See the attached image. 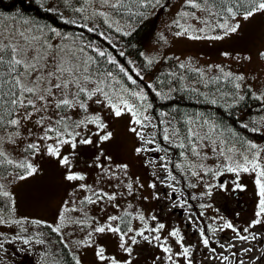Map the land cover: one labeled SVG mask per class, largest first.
Listing matches in <instances>:
<instances>
[{
    "label": "rangeland",
    "instance_id": "obj_1",
    "mask_svg": "<svg viewBox=\"0 0 264 264\" xmlns=\"http://www.w3.org/2000/svg\"><path fill=\"white\" fill-rule=\"evenodd\" d=\"M117 1L109 0L107 4H102L101 0H80L78 4L79 8L86 11L93 20L92 23L98 22L101 16L99 13L103 12L106 21L114 26L122 29L133 27L132 24L122 20L119 15L114 14V8L111 5L116 4ZM50 2L62 8L63 3L68 0H50ZM148 2L149 0H142L140 5H143L145 9ZM150 2L144 14L151 28L145 40L144 54L155 59L151 76L158 70L162 57L175 55L179 59H184L190 66L199 69L204 79L223 76L232 79L234 87L237 83L240 84L239 89L251 86L264 95V57L261 56V53H264V11L256 12L245 20L243 14L219 15L213 10L209 0L207 2L194 0L195 3L200 4L199 8L192 7L187 0H159V3L152 0ZM0 19L2 22L0 29L5 30V35L9 30L25 28H30L36 34H40L30 25L19 24L17 18L13 16L5 15ZM225 21L229 24H239V28L236 32L225 35L224 30L218 26ZM133 25L135 26L136 23ZM178 32L183 34L177 35ZM194 36L200 38L194 39L192 38ZM216 36L223 38H213ZM61 37L51 38V42L60 43ZM225 73H231L232 76H226ZM236 76H242L244 79L236 80ZM87 87L91 90L95 84L89 83ZM104 89L112 96L113 103H119L117 97H122V95L110 93V88L105 83ZM98 100L101 103H97ZM84 102L87 105V111L74 106L58 115V110L50 106L46 111L34 113L30 120H22L15 131L0 132V150L10 154L12 158L8 157V159L16 165L27 161L37 168L35 174L23 180L18 178L23 169H13L12 172L2 177L3 189L12 195L14 205H12L10 214L0 217L3 221L0 222V244L3 245L0 248V264H12L13 262L19 264L22 254L23 260L29 262L31 259L21 242L17 243L12 238V224L18 220L43 221L53 227L60 226L63 240L71 251L77 254L81 264H110V259L100 261L97 258L95 253L98 248L104 249L105 257L115 258L120 261V264L127 260H131L132 264H154L152 262L153 252L156 247L160 249L157 243L155 241L149 243L142 237L136 236L137 243L133 245L130 239L137 231L144 229L139 226L144 224L139 216L142 212H147L150 207L154 214L151 216L164 217L167 213H171L172 206L182 205L177 195L183 194L192 199L194 203H185L186 209H192L193 205H203L213 212L218 213V210L224 212L225 218L226 216L232 217L231 212H235L238 205H244L243 200L247 199V205L259 204L255 173L240 172L238 177L233 173L235 181L243 185L239 193L243 197L235 196L236 189H233L235 185L231 178L226 181L223 179L225 182L220 179L213 181L216 175L212 177L213 174L207 172V169L215 172L229 162L220 156L219 152L214 153L213 145L210 143L204 146L196 141L200 156L194 157L187 166L175 164V173L172 176L174 179L169 175L161 179L160 175L168 174L170 159H166V156L153 157V150L150 149V143H148L153 138L152 125L143 123L138 128L132 114L126 109H123L122 114L117 117L101 94L93 96L90 100L85 99ZM121 107L123 108L122 105ZM62 115L68 119V131L78 132L79 135L75 138V148L71 143L59 145L60 155L57 157L49 155L47 151L48 145L56 146L58 138L55 133H48L51 139L45 140L42 137L45 135L44 130L49 126L63 131V126L56 124V120ZM93 115H99L102 123L106 125L105 129L100 131L95 124L87 123L85 118ZM41 116L45 119L42 123H37ZM81 120H85L86 126L76 128L75 122ZM133 128L136 132L131 130ZM16 132L19 135H15ZM107 132L112 134L111 138L101 141L99 136ZM10 134L11 138H9ZM63 138L72 139L67 134ZM85 138H90L92 143L79 142ZM30 143L38 145V150L35 152L27 150ZM138 148L141 149L140 152L136 151ZM217 150L219 151V145H217ZM65 156L68 157L69 164L62 165L60 159ZM201 164L203 168L200 167ZM124 165L127 167H123ZM193 171L198 175L193 176ZM70 172L81 175L84 179L67 180L66 176ZM129 184L132 185L131 190L127 187ZM175 184H179L178 189L174 187ZM221 184L224 185V189L220 188ZM173 191L177 193V202L171 198ZM109 195L114 199L109 200ZM89 198L93 202H89ZM61 215L64 217L63 222L60 219ZM197 215L190 210L182 218L181 221L184 224H189L187 227L182 226L180 230L183 239L188 240L192 234L199 239L200 227L204 224L206 215L202 216L203 213L198 215L201 222L198 221ZM113 216L117 219L110 220L109 218ZM165 218L168 216L166 215ZM183 223L180 222V225ZM195 223L200 225L197 227ZM107 224L119 227L122 232L127 233L125 240L127 246L132 247L131 256L119 247V233L107 230L103 233L94 231L96 227ZM128 228L133 231L128 232ZM172 231L170 227L165 226L159 234L167 236ZM89 233H92L91 246H80L77 242L88 239ZM155 234L158 233L144 232V235L150 238ZM175 240L170 241L169 247L172 249L173 259L177 264H188V258L177 255L179 248ZM240 242L242 240L238 237L231 238L230 241H226L228 245L226 248L219 246L218 250L226 252L234 249L240 250ZM19 247L22 250L18 255L16 249ZM160 252L162 254L155 256L154 261H157V264H171L167 259L168 254ZM156 254L159 253L156 252ZM227 257L232 259L233 263L234 254L231 253ZM221 259L219 254L210 258L211 262ZM201 262L207 263V259Z\"/></svg>",
    "mask_w": 264,
    "mask_h": 264
},
{
    "label": "trees",
    "instance_id": "obj_2",
    "mask_svg": "<svg viewBox=\"0 0 264 264\" xmlns=\"http://www.w3.org/2000/svg\"><path fill=\"white\" fill-rule=\"evenodd\" d=\"M78 1L80 0H68L63 3L62 8H59L50 0H0V14H3L0 17L13 16L17 18L16 20L27 22V25L38 30L40 34L42 30L44 35L51 38L56 36L50 32V28H56L62 34L59 40L61 44L83 48L85 58L93 57L95 63L91 68L98 69L101 78L110 71L112 77L104 81L110 88V93L122 95L136 111L142 112L143 116L146 115L148 121L153 124L154 145L158 150L169 151L168 174L171 177L175 173V164L187 166L194 157L196 158L191 151V144L186 139L187 131L190 127L202 131L201 124L205 120L219 125L218 132H222L227 147L234 146L242 151L246 149L247 142L258 138L256 125L252 124L253 117L259 114L260 103L256 98L259 97L258 91L251 86L233 90L231 79L223 76L204 79L199 69L190 66L184 59H179L175 55L162 57L158 70L151 76L155 59L144 54L145 40L151 29L147 21L133 28H119L120 31H117L118 27L107 22L103 16H99L98 22L92 23L93 20L86 11H78L80 9ZM141 1L120 0L115 14L133 24L137 13L141 12L139 7ZM210 3L218 9V14L221 16L231 15L227 11L228 8H232L236 14H243L246 9L252 7L246 0H210ZM66 21H75V23H66ZM89 28L93 31L89 32ZM94 49L104 51L105 56L100 57ZM121 52L124 53L123 56L120 55ZM108 55L115 59V64L108 62ZM120 66L137 81L136 84H132L127 76L120 72ZM137 72L140 76H137ZM149 84L151 88L148 87ZM140 91L147 96L146 100L142 101L131 95L132 92ZM240 96L244 99L240 100ZM213 100L216 103H211ZM242 110L251 122L248 124L245 122L248 128L242 126L243 119L240 114ZM59 113L58 110V115ZM9 118L15 117L5 116V119ZM17 128L6 125L0 127V132H11ZM253 128L256 131H252ZM228 129L237 135L232 136ZM166 134L169 136L168 140L164 139ZM192 142L196 143L195 138ZM181 143L185 144L184 148L179 147ZM8 161L5 154L0 156V175H5L15 168L14 163L9 164ZM179 174L182 176L181 173ZM0 191L5 190L0 189ZM12 205L14 204L11 194L8 197L0 195V217L10 214ZM18 221L20 223H16L15 233L22 234L23 240L28 239L30 245L38 239L45 242L40 250L44 264H75L73 256L79 259L63 240L61 233L51 230L50 224L42 221L36 224L33 223L35 220ZM156 252V250L153 252L154 264H157V261H154Z\"/></svg>",
    "mask_w": 264,
    "mask_h": 264
},
{
    "label": "snow or ice",
    "instance_id": "obj_3",
    "mask_svg": "<svg viewBox=\"0 0 264 264\" xmlns=\"http://www.w3.org/2000/svg\"><path fill=\"white\" fill-rule=\"evenodd\" d=\"M109 0H101L102 4H107ZM159 3V0H156ZM187 2L194 8H199L200 4L195 3L194 0H187ZM207 2V0H205ZM248 4L252 7L245 10L243 13V18L247 20L254 13L259 11H264V0H246ZM51 7V6H50ZM111 7L116 8V4H112ZM78 11H82V9H78ZM227 11L235 16L236 13L233 12L232 8H228ZM3 15V14H0ZM99 15L103 16L104 13L101 12ZM27 23V22H25ZM66 23H75V21H66ZM221 29L224 30V34L234 33L239 28V24H229L227 21L218 25ZM87 27V25H84ZM89 32L93 31L92 28L88 29ZM117 31H120L117 28ZM187 31V30H185ZM50 32L56 36L61 37L62 34L56 28H50ZM183 33L178 32L177 35H181ZM124 35H129V33H124ZM0 127H4L6 125L10 126H19L22 120H30L34 113L46 111L50 106L55 109L63 112L65 109L72 108L74 106H78L81 109L87 111V105L84 102L85 99H91L93 96L97 94H101L104 97V100L107 101L108 105L113 109L114 114L118 117L122 114V110L126 109L130 112L134 118V123L140 125L142 123L141 117L143 120H148L147 116H143L142 112H138L134 109V106L130 104L123 97H117L119 103H113L112 96L109 95L107 91L104 89V81L108 77H112V73L109 71L103 75V78L100 77L98 69H92L91 65L95 63L92 56L83 55L84 49L78 47H72L66 44L56 43L53 44L51 42V37L46 36L42 33L36 34L30 28H25L23 30L12 29L7 32L5 35V30L0 29ZM194 39H199L200 37L194 36ZM215 39H222V36L213 37ZM100 57L105 56V52L99 49H94ZM121 56L124 55L123 52L120 53ZM227 55V54H225ZM261 56L264 57V53H261ZM108 62L115 64V59L108 55ZM151 63V61H149ZM184 65H181L183 67ZM120 72L124 73L128 80L132 82V84H136L137 81L133 79L131 75H128L126 69L122 66L119 68ZM226 76H232L231 73H225ZM137 76H140V73L137 72ZM95 77V79H94ZM114 79V78H113ZM142 79V77H141ZM236 80H243L242 76H236ZM89 83H94L95 87L91 90L87 87ZM149 88L152 86L149 84ZM237 89L240 88V84L237 83L235 85ZM74 89V91H73ZM127 91V89H125ZM131 95L133 97H138L140 100H146L147 96L140 92H132ZM159 95V93H157ZM260 99V97H256ZM240 100H243L244 97L240 96ZM54 102V103H53ZM97 103H101L100 100ZM211 103H216L215 100L211 101ZM123 106V108L121 107ZM151 107V105H148ZM7 117H15L5 119ZM45 117L41 116L40 120L37 123H42ZM85 120L89 124H95L97 128L102 131L105 129L106 125L102 123L99 115H93L90 117H86ZM85 120H81L75 122V127L79 128L82 125H85ZM56 124L63 126V131L59 128H53L49 126L46 128L45 135L42 139H51L48 136V133H55L58 138L56 141V146L48 145L47 151L49 155L57 156L60 155L59 145L65 143H71L72 147H76V136L79 135L78 132L73 133L68 131V119L65 116H60L59 119L56 120ZM86 126V125H85ZM205 126H207L205 128ZM244 128H248V125H243ZM219 125L215 123H209V121L205 120L201 124V130L197 131L194 128L190 127L187 131L186 139L191 144V151L193 155L200 156V152L197 151L196 143H193V138L196 141L201 142L204 146L207 144L213 145L212 151L216 153L217 145H219V155L223 156L226 161L229 163L226 164V171L235 173L237 177L240 172H252L255 173V184L258 187V195H259V211L256 212V216H264V163L261 162V153L264 152V149L260 148L257 144L247 142V152L239 153V156L236 157V149L234 146H229L225 149V138L223 137L222 132H218ZM133 132H136V129H131ZM231 132L232 136H236L237 134L233 132L231 129H228ZM252 131H256L255 128ZM15 135H19L18 132L14 133ZM67 134L72 139L67 140L64 139V135ZM99 135V133H97ZM111 133L107 132L103 135L99 136L101 141H107L111 138ZM137 135H140L137 133ZM11 138V134L10 137ZM142 138V137H141ZM165 140L169 139V136L166 134L164 136ZM82 144H90L92 143L90 138L81 139L79 141ZM151 143V141H148ZM179 147L184 148L185 144L181 143ZM27 150L35 152L38 150V145L30 143L27 146ZM137 152H140L141 149H136ZM250 154V155H249ZM4 154L0 152V156ZM183 155V153H182ZM9 164L12 163L11 160L8 161ZM60 163L62 165L69 164L68 157H63L60 159ZM16 167L23 169V172L19 174L18 178L20 180L25 179L27 176H31L37 172V168L34 167L31 163L27 161L18 164ZM123 167H127L124 165ZM179 167V165H177ZM195 167V165H192ZM203 168V165H200ZM207 172H213L212 169H207ZM214 175H220L219 171L213 173ZM193 176L198 175L197 172H192ZM174 179V177H172ZM67 180H82L83 176L69 173L66 176ZM154 187V185H151ZM129 190H131L132 185H127ZM194 187V185H193ZM221 189H224V185H220ZM236 188H242V186L237 183ZM0 189H3V185H0ZM209 195L211 192L209 191ZM0 195L4 197H8L10 194L7 191H0ZM107 195V194H104ZM108 199H114L113 196L109 195ZM89 202L91 198H89ZM203 207V205H201ZM61 222H63L64 217L61 215ZM110 220H116L117 217L113 216L109 218ZM139 219L144 221V216L140 215ZM155 219V217H152ZM0 222H3L0 219ZM16 223H20V221H16ZM33 223H40V221H33ZM79 223V221H77ZM261 220L253 221V224H260ZM51 230L55 233L60 232V226L52 227ZM165 226L164 224H158L155 228L148 229L147 222H145V227L143 230L137 231L134 236H132L131 243L134 245L137 243L136 236L142 237L143 240L151 243L152 241H160L161 237L157 234L152 236L144 235L145 231H150L153 233H159L161 229ZM226 229H232L233 232H237V229L228 222H225L222 226ZM110 231L113 233L120 234V245L119 247L129 256L132 254V247L127 246V242L125 240L126 232H122L119 227H112L111 224H107L104 226H98L94 229L96 233H103L105 231ZM128 232H132L131 228L127 229ZM215 231V229H213ZM247 232L248 229L245 228L243 230ZM170 235L175 237L177 243L180 244L182 248V253H177V255H182L185 258L189 257L190 248L185 247L182 243L183 237L181 236L179 230H173ZM200 235L202 237V243L205 247L209 246V239L205 237L204 230H200ZM240 240L246 241L249 239L248 236L240 235L237 233ZM91 236L92 233L88 234V239L84 241L77 242L80 246H91ZM255 238V237H253ZM24 244H28L29 240L24 239ZM38 244H44L43 240H36ZM164 253L168 254L167 259L171 262V264H177V262L173 259L172 249L169 247L160 245ZM3 245L0 244V248ZM224 247V245H221ZM251 249H245V251H250ZM215 252V249H212ZM96 256L100 261H105L106 259H110V264H120L115 258H107L104 255V249L98 248L96 250ZM223 259L225 261L228 260L227 256H224ZM73 260L75 264H81L80 260L73 256ZM123 264H132L131 260L124 261ZM188 264H192L191 259H188Z\"/></svg>",
    "mask_w": 264,
    "mask_h": 264
},
{
    "label": "flooded vegetation",
    "instance_id": "obj_4",
    "mask_svg": "<svg viewBox=\"0 0 264 264\" xmlns=\"http://www.w3.org/2000/svg\"><path fill=\"white\" fill-rule=\"evenodd\" d=\"M259 125L261 129L264 127V101H261V115L259 118ZM264 144V139L259 140V145ZM264 154L261 153V162L263 161ZM243 197V195L241 196ZM163 206V205H162ZM194 207L191 212H194L195 215H200L204 217V224L200 227V230L203 229L205 233V237L209 239V246L205 247L202 243V237L199 234V239H196V235L192 234L189 236V239H183L182 243L185 247L190 248V253L188 259H191L192 264H231L232 259L225 261L223 259L224 256H230L231 253H234V259L232 264H264V216L257 217L256 212L259 211L258 205H238L236 207L235 212H231V216H226L224 218V212L218 210V213L213 212L212 210L201 207V205H193ZM222 209L221 207H219ZM185 208L184 205H176L171 207V213H167L168 218L157 217L152 219L149 212L146 213L147 217H144V224L139 225L143 228L145 227V222H147V228L152 229L155 228L158 224H164L165 226L170 227L172 230L176 228V230H181L182 226L186 225L183 223L182 218L185 213L190 211ZM247 212V213H246ZM197 215V216H198ZM222 215V216H221ZM199 217V216H198ZM261 220L260 224H253L255 220ZM199 222H201V218L199 217ZM180 222L183 225H180ZM225 222L231 223L236 229L237 232L233 233L232 229L223 228V224ZM189 226V224L187 223ZM198 227L199 223H195ZM247 228L248 231L244 232L243 230ZM215 229V231H213ZM218 232V233H217ZM239 233L240 235L248 236L249 239L246 241L240 242V250H229L228 252L222 250L219 251L218 247L224 245L226 248L228 245L226 241H230L231 238H237ZM183 237L182 233L180 232ZM157 235V234H155ZM161 240L158 241V246L162 248L160 245L163 244L165 247H169L170 241L172 239H176L171 235L161 236ZM231 236V238H230ZM229 237V238H228ZM255 237V238H253ZM228 238V239H227ZM239 238V237H238ZM177 242V240H175ZM237 246V245H236ZM177 248H179V253H182V248L178 243ZM215 249V252L212 251ZM245 249H251L250 251H245ZM162 251V250H161ZM219 254L222 258L221 260H217L211 262L210 258L215 257V255ZM203 255V256H202ZM183 257V256H182ZM207 259V263H202L201 261L205 258ZM238 258V259H237ZM237 259V261H236Z\"/></svg>",
    "mask_w": 264,
    "mask_h": 264
}]
</instances>
